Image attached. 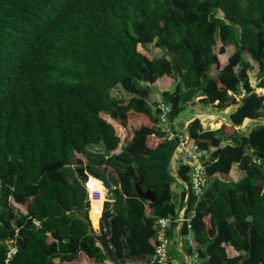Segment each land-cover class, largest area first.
Masks as SVG:
<instances>
[{
	"label": "trees",
	"instance_id": "1",
	"mask_svg": "<svg viewBox=\"0 0 264 264\" xmlns=\"http://www.w3.org/2000/svg\"><path fill=\"white\" fill-rule=\"evenodd\" d=\"M216 37L221 54L234 49L221 68ZM149 43L160 57L138 50ZM249 72L264 89V0H0V264H78L80 254L149 264L157 219L177 212V140L149 102L162 77L175 81L159 94L170 124L199 96L221 110L236 105L230 126H187L190 142L210 152L208 178L234 165L244 172L236 182L214 177L198 201L187 194L185 216H193L181 231L195 243L187 255L264 264V124L234 130L264 112ZM118 86L128 97L109 96ZM131 118L140 124L129 126ZM111 121L125 130L123 145ZM188 173L179 167L189 187Z\"/></svg>",
	"mask_w": 264,
	"mask_h": 264
},
{
	"label": "built area",
	"instance_id": "2",
	"mask_svg": "<svg viewBox=\"0 0 264 264\" xmlns=\"http://www.w3.org/2000/svg\"><path fill=\"white\" fill-rule=\"evenodd\" d=\"M156 108L159 110V125L163 127L167 136L177 140V146L173 155L176 157L179 167H187L189 169V187L188 193H190L195 201H198L208 186V177L206 174V164L209 160L210 152L198 148L194 143L190 142L189 135L187 133V126L191 122L185 123L182 127L177 128L174 124H170L168 121V115L170 113V106L165 105L161 101L157 103ZM264 124V122H263ZM172 127V128H171ZM88 178L84 187L86 190L87 201L91 209L90 197L87 188ZM188 195L184 199V204L181 210L173 217H161L156 221V236L154 238V251L149 261V264H171V260L168 252V238L167 231L173 226L187 225V229L190 230V217L193 216V212L190 217L185 216L186 201ZM106 200H104L105 202ZM103 202V203H104ZM91 211V210H90ZM191 264H201V259L197 253L189 257Z\"/></svg>",
	"mask_w": 264,
	"mask_h": 264
},
{
	"label": "crops",
	"instance_id": "3",
	"mask_svg": "<svg viewBox=\"0 0 264 264\" xmlns=\"http://www.w3.org/2000/svg\"><path fill=\"white\" fill-rule=\"evenodd\" d=\"M255 89L260 91L261 93V94H257L258 96H264V89H259V88L258 89L255 88ZM201 98L202 97L200 96L196 97L194 101L187 107V109L190 110L193 114L182 121H175L174 122L175 127L180 128L185 123L190 122L194 119H199L202 125H206L208 127V130H217L223 124L230 126V123L228 121V115L236 108V105H230L227 108L221 110V109H217L214 106L204 105L199 103V100ZM150 99L149 102L151 103ZM236 101L238 102L237 97H236ZM158 102H160V97L158 98V101L156 103ZM263 122H264V117H260L259 119H255V120L244 119L243 123L240 126L234 127V130L235 132L247 134L248 132L251 131V129L255 125L261 124ZM178 169H179V164L177 162V159L174 155H172L170 161V174L174 178V182L171 184V191H172V200L177 205L176 213H178L183 207L184 199L182 195L188 194V186L185 182L179 179ZM243 176H244V172L238 169L237 165H234L229 174L227 175L216 174L214 177L224 182H236L238 179H240ZM104 191L106 197L107 196L106 190L104 189ZM96 215H97L96 218V222H97L100 214L97 213ZM181 228H182L181 226L175 225L169 231V239H173L176 242L173 250V256L170 258L171 264H191V262L189 261V256L186 253V249L182 246V244L186 239L188 242L187 245H189L190 248H195V243L193 241L192 234L188 232V234L183 235ZM76 262L78 264H148L146 262L130 261V260H124L123 262H118V263L112 262L110 260H104L100 263H95L92 260L87 259L82 254L79 255V258L77 259Z\"/></svg>",
	"mask_w": 264,
	"mask_h": 264
},
{
	"label": "rangeland",
	"instance_id": "4",
	"mask_svg": "<svg viewBox=\"0 0 264 264\" xmlns=\"http://www.w3.org/2000/svg\"><path fill=\"white\" fill-rule=\"evenodd\" d=\"M216 16L217 17H222L221 12L217 10L216 11ZM237 32H238V29H237ZM220 48H221V43L218 40V38L216 37L215 38V45L213 47V51L219 58L220 68H221V67H223L226 64L227 58L232 54L234 49H233L232 46H229V47H227L225 49V53L221 54L220 51H219ZM138 50L142 54L148 56L149 58L160 57L162 55L161 50L156 48L153 43H149V44H145V45H139L138 46ZM218 70H219V68H216V67L213 66L211 68V70H210V75H212V76L216 75ZM249 81H250L251 87L255 90L256 94H261L260 91L255 89L256 79H255V75H254L253 72H249ZM150 86L152 87V90H153L152 96H151V99H150L151 103L152 104H157L156 102L158 101V98L160 97L159 94L161 92H163V91H172L174 89V86H175V81L172 78H169V77H162V78H160L159 80H157L154 84H152ZM109 96H111L112 98H118V97H123V98L125 97L126 98V97H128V95L119 86L114 88L113 90H111L110 93H109ZM192 114L193 113L190 110L185 108L184 111L180 113V115L178 116L176 121H182V120L190 117ZM103 117L108 119V117H106V115L105 116L103 115ZM139 122H140V120L138 118H131L128 121V125L133 127L134 125L140 124ZM112 123L115 125L116 132H117L118 136L121 139V144L120 145H123L124 141H126V138H127V137L125 138V135H126L125 130L122 127H120L117 124H115V122H112ZM127 132H128V136H129V130ZM88 150L91 151V152L101 153V152H103V147L101 145H89L88 146ZM117 151H119V148H118ZM76 158L79 159V157H75V159H73L72 163H74L76 161ZM108 174H111L110 171L108 172ZM213 179H214V177L208 178V183H210L211 180H213ZM84 183L85 182H83V185H84ZM105 198H106V200H108L109 196H106ZM15 208L17 210H20V211L24 212V207H22V206L15 205ZM175 244H176V242L173 239H169L168 252H169V257L170 258L173 256V250H174ZM187 244H188V242L185 239L184 243L182 244V246L185 249H187L189 247V245H187ZM11 252H13V251H11Z\"/></svg>",
	"mask_w": 264,
	"mask_h": 264
},
{
	"label": "water",
	"instance_id": "5",
	"mask_svg": "<svg viewBox=\"0 0 264 264\" xmlns=\"http://www.w3.org/2000/svg\"><path fill=\"white\" fill-rule=\"evenodd\" d=\"M259 100L263 101L264 100L263 96H259ZM261 117H264V112L261 113ZM202 128L205 130H208V127L206 125H202ZM135 190H136L138 197L148 200L151 203L155 201V195L153 194L151 190L142 191L138 184L135 186Z\"/></svg>",
	"mask_w": 264,
	"mask_h": 264
}]
</instances>
